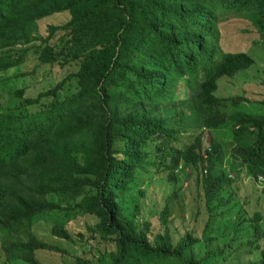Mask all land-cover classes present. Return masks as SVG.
<instances>
[{"label":"trees","instance_id":"16d2710c","mask_svg":"<svg viewBox=\"0 0 264 264\" xmlns=\"http://www.w3.org/2000/svg\"><path fill=\"white\" fill-rule=\"evenodd\" d=\"M227 10L249 19L264 39V0H0V72L21 66L28 53L21 46L37 39L39 63L65 70L34 97L9 90L19 98L16 112L0 111V235L9 263L44 264L36 255L43 250L66 257L31 226L44 212L75 211L96 219L87 236L76 237L92 245L97 261L75 255L73 264H231L229 257L264 264V213L240 206L227 236L213 233L223 214L217 210L236 207L226 187L235 191L238 177L264 178V114L249 111L241 96L226 104L215 95L219 78L253 63L249 53L217 44ZM61 12L69 19L37 37L39 20ZM57 31L63 45L52 42ZM68 84L74 88L63 94ZM219 127L230 129L229 140L212 134ZM184 134L192 135L189 144H180ZM178 166L195 173L202 191L199 236L170 225L181 192ZM150 168L165 172L170 185L156 225L121 201L139 176L151 178ZM50 233L76 243L59 224Z\"/></svg>","mask_w":264,"mask_h":264},{"label":"rangeland","instance_id":"374dc122","mask_svg":"<svg viewBox=\"0 0 264 264\" xmlns=\"http://www.w3.org/2000/svg\"><path fill=\"white\" fill-rule=\"evenodd\" d=\"M68 19L69 14L67 12L46 16L39 20L36 36L45 37L49 25H61ZM217 26L219 32L217 44L221 51L247 52L252 56L253 63L233 77L223 76L219 78L215 95L227 98L226 104H231L232 99L236 96H241L243 103L248 105L249 111L264 114V105L260 104L264 98V39L261 33H259L258 29L249 19L243 17L240 13L237 14L229 10H227L226 14L222 12V18H218ZM65 39L66 36L62 34V31H57L54 37H52V42L59 40V43L63 45ZM38 40L21 46V48L25 47L28 50L26 59L21 66L0 72V111L16 110L19 98L15 97L13 92L9 90L23 88L25 97H34L38 92L52 87L65 73V70L58 68L56 65L39 63L34 52V48L41 43ZM178 85L179 83L177 87ZM73 88V84H68L62 92L64 94L65 90L69 91L73 90ZM181 92V87L177 88L176 97H180ZM37 108L38 106L34 105L29 107V110L34 112ZM212 134L219 140H229L231 138L230 129L227 127H219L212 131ZM191 140L192 135L184 134L181 136L180 144H189ZM208 142V133L204 131L203 146H207ZM178 169V171L175 169L176 173L178 175L182 174L179 182L181 184V192L178 201H175L172 205V222L170 225L179 233H183L187 229L196 228V235L199 236L206 218V212L203 211V200L200 197V192L202 191L200 186L196 184L194 172L188 173V169L184 172L180 169V166H178ZM148 173L153 174L151 178L148 179L145 175L139 176L136 184L129 186L121 201L126 212H130L135 208L138 213V220L150 219L153 225H156L158 210L162 206L163 197L170 193V185L165 180V172L160 174L153 173V170L150 168ZM186 173L189 176L186 177ZM243 173L244 171L241 175H244ZM234 189L235 191L232 188L226 187L224 194L226 196L228 193L232 194L230 203H235L236 207L232 210H227L225 207L217 210V212L223 210V214L216 220L217 227L213 232L217 236L221 233L227 236L232 230L235 213L240 206L244 207L250 214L254 210L264 213L263 183H257L253 176H247L243 179L238 177ZM141 190L143 194L140 193ZM197 205H199L198 209L200 212H203L199 217H197ZM95 221L96 219L93 216L79 214L75 211H51L36 216L31 226V230L35 236L49 244L60 246L67 252V256L64 257V255L60 256L59 253L54 251H38L36 253L38 260L44 264H73V256L84 255L86 258L96 262V253H93L89 249V247L92 248V245L90 243L83 244L81 238L76 237L78 232L84 233L87 236V225H91ZM54 224L64 227L75 238L76 243L67 242L52 235L50 229ZM1 243L0 235V264H25L21 261L9 263L6 260L5 252L1 249ZM261 245L264 246V240L261 241ZM201 250L202 248L199 245L195 247L196 252L200 253ZM227 261L234 264V259L231 257ZM216 264H224V262L218 260Z\"/></svg>","mask_w":264,"mask_h":264},{"label":"clouds","instance_id":"9594fccd","mask_svg":"<svg viewBox=\"0 0 264 264\" xmlns=\"http://www.w3.org/2000/svg\"><path fill=\"white\" fill-rule=\"evenodd\" d=\"M203 157H206V154L203 155ZM203 173H205V169H203ZM255 181L259 184L263 183L264 178L261 175H258L255 179Z\"/></svg>","mask_w":264,"mask_h":264}]
</instances>
